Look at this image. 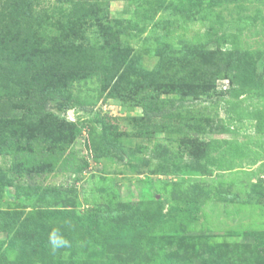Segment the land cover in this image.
Instances as JSON below:
<instances>
[{
	"label": "rangeland",
	"instance_id": "374dc122",
	"mask_svg": "<svg viewBox=\"0 0 264 264\" xmlns=\"http://www.w3.org/2000/svg\"><path fill=\"white\" fill-rule=\"evenodd\" d=\"M0 264H264V0H0Z\"/></svg>",
	"mask_w": 264,
	"mask_h": 264
},
{
	"label": "trees",
	"instance_id": "16d2710c",
	"mask_svg": "<svg viewBox=\"0 0 264 264\" xmlns=\"http://www.w3.org/2000/svg\"><path fill=\"white\" fill-rule=\"evenodd\" d=\"M89 15V14H88ZM102 36V35H101ZM118 41L116 39H111L108 37H102V45L99 46L98 48L95 46L91 49H86L88 53H95V63L93 68L96 70L95 74V80L96 82L100 83L107 79L105 76V71L107 72L108 66H112V62L114 57H116L115 49L118 46ZM112 70V69H111ZM134 86V87H133ZM151 86V84H150ZM148 87V84L146 82L141 81H136L133 85L132 88H134L133 92H136V90L142 92L146 90ZM131 88V89H132ZM136 89V90H135ZM82 92V87L81 83L78 84L77 87V93H72L71 91H66L64 88H61L60 90H54V91H48V92H41L38 91L35 93V95L32 97V103L29 104L32 113L34 116L38 117L36 119L42 121L44 117L46 116V112L50 106L51 102L58 101L60 99H63L67 102V105L69 106H81L83 97L80 95ZM69 106V107H70ZM83 106V105H82ZM84 107V106H83ZM151 107L147 105V102H144V113L145 116L148 119L154 118L155 120H158L159 118H162L164 112L160 110L152 111L150 110ZM43 118V119H41ZM74 178L77 177V175L80 173L79 169L75 170ZM199 205V204H198ZM196 206V205H195ZM189 212L191 213L192 216H196L197 210H194L192 207L187 208Z\"/></svg>",
	"mask_w": 264,
	"mask_h": 264
}]
</instances>
